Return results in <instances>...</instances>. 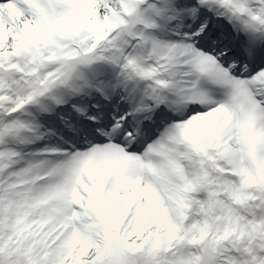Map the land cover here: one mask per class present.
<instances>
[{
  "label": "snow or ice",
  "instance_id": "obj_1",
  "mask_svg": "<svg viewBox=\"0 0 264 264\" xmlns=\"http://www.w3.org/2000/svg\"><path fill=\"white\" fill-rule=\"evenodd\" d=\"M0 264H264V0H0Z\"/></svg>",
  "mask_w": 264,
  "mask_h": 264
}]
</instances>
